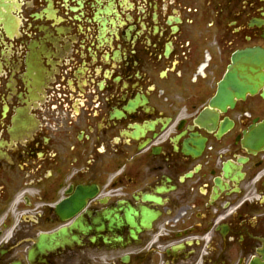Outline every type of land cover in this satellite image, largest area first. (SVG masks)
<instances>
[{"label": "flooded vegetation", "instance_id": "1", "mask_svg": "<svg viewBox=\"0 0 264 264\" xmlns=\"http://www.w3.org/2000/svg\"><path fill=\"white\" fill-rule=\"evenodd\" d=\"M0 264H264V0H0Z\"/></svg>", "mask_w": 264, "mask_h": 264}, {"label": "water", "instance_id": "2", "mask_svg": "<svg viewBox=\"0 0 264 264\" xmlns=\"http://www.w3.org/2000/svg\"><path fill=\"white\" fill-rule=\"evenodd\" d=\"M233 77H236V75L233 74ZM256 77L257 78H261V79L263 78L262 75H257ZM259 87H260V85L258 83L256 85H254V88L250 87V85H241V84H239L237 96L238 97H244L246 91H251V92H255L256 93L258 91ZM80 205H81V203L79 201L78 202V206H80Z\"/></svg>", "mask_w": 264, "mask_h": 264}]
</instances>
